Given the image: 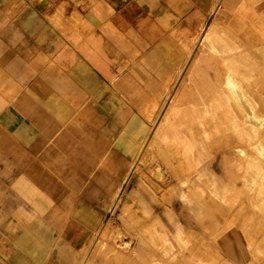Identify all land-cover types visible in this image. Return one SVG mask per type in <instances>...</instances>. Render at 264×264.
Here are the masks:
<instances>
[{"label": "crops", "instance_id": "0c3cea01", "mask_svg": "<svg viewBox=\"0 0 264 264\" xmlns=\"http://www.w3.org/2000/svg\"><path fill=\"white\" fill-rule=\"evenodd\" d=\"M254 3L0 0V264L87 263L97 230L148 144L134 138L146 130L140 100L150 102L179 81L197 41L225 65L211 111L227 107L238 139L255 151L254 142L263 146L260 154L233 146L239 168L249 167L245 184L264 178V130L255 131L259 122L249 110L255 99L245 86L261 61L255 47L264 46L257 27L243 25L253 19ZM221 28L233 33V50L246 49L225 56L231 49L222 44ZM184 108L176 105L153 132L189 159L193 131L174 124ZM203 133L209 137L204 126ZM154 175L165 181L159 167ZM140 186L159 189L148 176ZM214 186L222 187L215 178ZM156 224L164 226L161 218ZM156 224L154 236L164 238Z\"/></svg>", "mask_w": 264, "mask_h": 264}, {"label": "rangeland", "instance_id": "374dc122", "mask_svg": "<svg viewBox=\"0 0 264 264\" xmlns=\"http://www.w3.org/2000/svg\"><path fill=\"white\" fill-rule=\"evenodd\" d=\"M250 14L253 19H243V25L251 23L257 27L258 37L264 39V0H255ZM228 29L233 32V26ZM222 30L219 32L222 44L231 49L225 51V56L246 49L233 50V33L227 31L224 35ZM243 30L249 33L245 27ZM261 42L264 44V40ZM193 51L189 66L182 70L176 84L173 79L168 90L153 94L156 99L150 102L140 100V122L146 123L143 125L146 130L141 135L134 134V138L139 142L145 138L148 144L119 200L97 230L86 264H264V192L261 191L264 178L258 177L253 187L246 185L244 176L248 175L249 167L243 164L239 168L241 155L233 150L234 145H242L248 153L260 154L263 146L254 142L257 153L247 141L238 139L230 129L227 107H218L215 113L211 111L209 98L215 89L224 86L221 81L224 61L216 59L219 56L207 51L204 43L198 41ZM255 54L261 61H255V77L245 81V86L255 99L249 109L253 121L259 122L255 131H262L264 46L255 47ZM179 104L185 108L174 118V124L187 132L189 128L193 131L188 133L194 146L189 159L184 157V150L178 152L173 144L168 145L153 132L158 121L162 126L168 113ZM231 105L239 112L233 102ZM203 126L209 130V137L204 135ZM125 129L130 135L131 125ZM248 153L242 152L246 158H252ZM155 167L162 170L165 181L156 178ZM145 176L158 181L157 191L140 186ZM214 178L222 185L220 189L214 186ZM196 186L199 188L195 193L191 188ZM132 196L136 199L131 200ZM160 218L164 226L156 224ZM155 224L164 232V238L159 233L154 236Z\"/></svg>", "mask_w": 264, "mask_h": 264}, {"label": "bare ground", "instance_id": "6f19581e", "mask_svg": "<svg viewBox=\"0 0 264 264\" xmlns=\"http://www.w3.org/2000/svg\"><path fill=\"white\" fill-rule=\"evenodd\" d=\"M96 242H97V241H96ZM96 242H95V243H96ZM88 257H89V255L86 257L85 261H87V260H88Z\"/></svg>", "mask_w": 264, "mask_h": 264}]
</instances>
